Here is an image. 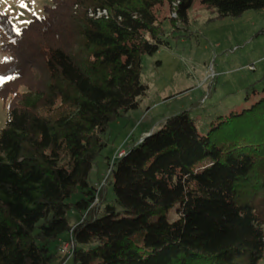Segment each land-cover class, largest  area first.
Segmentation results:
<instances>
[{
  "label": "trees",
  "instance_id": "1",
  "mask_svg": "<svg viewBox=\"0 0 264 264\" xmlns=\"http://www.w3.org/2000/svg\"><path fill=\"white\" fill-rule=\"evenodd\" d=\"M193 1L51 0L19 32L0 13L8 53L0 61V264H55L51 244L69 233L71 264L262 259L264 97L218 116L205 134L188 111L167 117L113 160L114 202L126 215L114 204L90 207L101 135L139 106L142 56L166 43L163 19L174 30L188 21ZM201 1L221 18L264 7ZM76 210L86 213L72 223Z\"/></svg>",
  "mask_w": 264,
  "mask_h": 264
},
{
  "label": "rangeland",
  "instance_id": "2",
  "mask_svg": "<svg viewBox=\"0 0 264 264\" xmlns=\"http://www.w3.org/2000/svg\"><path fill=\"white\" fill-rule=\"evenodd\" d=\"M50 4L51 0H0V13L7 15L13 30L19 32L32 17L42 16L44 6ZM166 12L164 8L160 17ZM161 24L166 43L154 54L142 56L140 80L147 92L136 109L122 112L109 123L101 135L105 146L88 176L94 188L105 181L100 189H94L93 206L103 209L114 204L118 216L126 214L114 202L109 169L118 152L140 141L142 131L157 129L167 117L188 111L198 132L205 134L218 116L240 112L264 97V7L221 18L214 8L194 0L188 21L181 23L179 30H174L168 19ZM5 41L6 34L0 29V61L8 56L1 47ZM5 115L6 105L0 98V128ZM81 197L77 193L71 200ZM84 212H70L72 223L80 221ZM70 236L51 244L57 254L55 264H71L65 249ZM258 264H264V256Z\"/></svg>",
  "mask_w": 264,
  "mask_h": 264
},
{
  "label": "built area",
  "instance_id": "3",
  "mask_svg": "<svg viewBox=\"0 0 264 264\" xmlns=\"http://www.w3.org/2000/svg\"><path fill=\"white\" fill-rule=\"evenodd\" d=\"M95 15L96 16L106 15V11L105 10H98ZM172 16H175V13H172ZM212 76H213V73L210 74V77H212ZM123 153H124V150L118 152L116 157H120ZM110 170L111 169H109V172H110ZM104 182H102L101 184H98V187H95V188L100 189V187L104 184ZM93 202H94V200H93ZM93 202L90 204V207L93 206ZM70 235H71V233H70ZM65 249L68 252V254L71 256V254L74 250V241H73L72 235L70 236V243L66 245Z\"/></svg>",
  "mask_w": 264,
  "mask_h": 264
},
{
  "label": "crops",
  "instance_id": "4",
  "mask_svg": "<svg viewBox=\"0 0 264 264\" xmlns=\"http://www.w3.org/2000/svg\"><path fill=\"white\" fill-rule=\"evenodd\" d=\"M153 130H154V129H152V128H151V129H148V130H144V131H142V133H141L140 136L143 137V136H145L147 133H149V132H151V131H153ZM140 136H139V137H140ZM135 143H136V142H135ZM76 211H77V210H76ZM76 211H75V212H76ZM73 212H74V211H73ZM78 212L81 214V211H77V213H78ZM77 213H75V214H77ZM63 238H64V237H63ZM63 238H62V239H63Z\"/></svg>",
  "mask_w": 264,
  "mask_h": 264
},
{
  "label": "snow or ice",
  "instance_id": "5",
  "mask_svg": "<svg viewBox=\"0 0 264 264\" xmlns=\"http://www.w3.org/2000/svg\"><path fill=\"white\" fill-rule=\"evenodd\" d=\"M4 77H0V83H2L4 81Z\"/></svg>",
  "mask_w": 264,
  "mask_h": 264
}]
</instances>
